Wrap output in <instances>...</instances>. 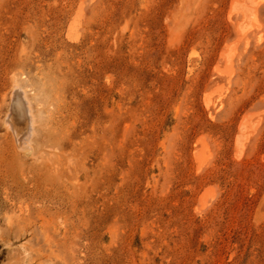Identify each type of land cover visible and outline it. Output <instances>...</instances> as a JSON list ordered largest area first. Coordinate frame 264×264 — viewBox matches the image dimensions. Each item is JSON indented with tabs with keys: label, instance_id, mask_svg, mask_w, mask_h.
<instances>
[{
	"label": "rangeland",
	"instance_id": "rangeland-1",
	"mask_svg": "<svg viewBox=\"0 0 264 264\" xmlns=\"http://www.w3.org/2000/svg\"><path fill=\"white\" fill-rule=\"evenodd\" d=\"M232 1L0 0V264H264V3L240 42Z\"/></svg>",
	"mask_w": 264,
	"mask_h": 264
},
{
	"label": "bare ground",
	"instance_id": "bare-ground-1",
	"mask_svg": "<svg viewBox=\"0 0 264 264\" xmlns=\"http://www.w3.org/2000/svg\"><path fill=\"white\" fill-rule=\"evenodd\" d=\"M264 3V0H233L232 1V5H231V11L230 13L232 14V20H233V24H235V28L234 30H236L235 32L237 33V36L239 39L236 40H244V41H240V42H245L247 41V39L250 37H252L251 35H255L254 31L256 33V29L258 27V18L260 17L259 14L261 13V8ZM260 9V10H259ZM80 12V11H79ZM260 12V13H259ZM230 14V15H231ZM259 16V17H258ZM81 18V17H80ZM76 19V18H75ZM78 19V18H77ZM260 20V18H259ZM76 21V20H75ZM262 22V20H260ZM259 21V24H263ZM81 23V22H80ZM72 24V22H71ZM77 23L73 22L72 25H70V34L74 35L77 32ZM79 25V24H78ZM259 32V31H258ZM78 33V32H77ZM253 33V34H252ZM83 34V33H82ZM259 34V33H258ZM262 35V34H261ZM71 36V35H70ZM69 36V37H70ZM256 36V35H255ZM253 36V37H255ZM77 38L79 37L78 35L76 36ZM76 38V39H77ZM263 38V37H262ZM74 39V37H73ZM75 39V40H76ZM234 39V40H235ZM261 40V39H260ZM229 42V41H228ZM249 42V40H248ZM251 42V41H250ZM253 42V41H252ZM255 42V41H254ZM253 42V43H254ZM228 44V43H227ZM250 44V43H249ZM232 45V43H231ZM234 45V44H233ZM236 45V44H235ZM247 45V43H246ZM245 45V47H246ZM259 45V44H258ZM227 46V45H226ZM249 47V45H247ZM231 47V46H230ZM246 47V48H248ZM226 48V47H225ZM244 48V49H246ZM239 49V48H238ZM224 51L222 52V60L219 61L218 65H217V70L220 72L219 75L224 74L228 77V79L233 78L232 75L234 74L235 68L233 69V67H235L234 65V61L236 59L235 54L237 56L238 53H235V48H227V49H223ZM243 50V49H242ZM240 55V54H239ZM244 55V54H243ZM222 67H224L222 69ZM217 71V72H218ZM216 72V71H215ZM222 75V76H224ZM235 75V74H234ZM233 75V76H234ZM217 77V76H216ZM225 77V76H224ZM227 79V78H226ZM15 90H14V96H13V102L14 104H12V109L10 110V112L8 113V119L10 123V125L13 127V129L15 130V134L17 136V141H18V145L20 147L26 146L28 145V143L30 141H32V136L34 133V122H36L34 119L36 117H34V110L32 108V104L30 101V98L27 96L26 90L24 89L23 85L20 84L19 82H17V80L15 81ZM222 90V89H221ZM227 90V89H226ZM223 91V90H222ZM213 92V91H212ZM219 92V91H218ZM217 93V92H216ZM212 94V93H210ZM221 94V93H220ZM223 94L225 95L224 91ZM212 95L215 96V94L213 93ZM222 95V94H221ZM220 95V96H221ZM212 97V96H211ZM219 98V97H218ZM223 98V97H222ZM210 98H208L209 100ZM221 99V98H220ZM207 100V101H208ZM210 101V100H209ZM214 101V99H213ZM212 101V105H214ZM211 105H209L208 107H210ZM220 107V106H219ZM212 108V107H211ZM209 108V109H211ZM216 108V107H215ZM215 110V109H214ZM213 112V111H212ZM215 112V111H214ZM251 114V113H250ZM246 118V117H245ZM251 119V118H250ZM7 120V119H6ZM248 120V119H247ZM7 123V121H6ZM7 124V125H8ZM258 124V123H257ZM245 125H247L246 121L244 120L241 124V137L239 136L240 140L238 141V153H237V149H236V153L239 155V152H241L244 148V145H246L245 143L247 142L246 140L251 136H249V134L245 133ZM10 127V126H9ZM11 127V128H12ZM251 127V126H250ZM10 128V129H11ZM248 129V128H247ZM246 129V132H247ZM253 129V128H252ZM249 131V130H248ZM255 131V130H254ZM258 132V131H257ZM248 133V132H247ZM251 133V131H250ZM252 134V133H251ZM202 139V138H201ZM246 141V142H245ZM204 142V141H202ZM33 142L29 143L30 146H32ZM25 144V145H24ZM32 144V145H31ZM202 144V143H201ZM203 145V144H202ZM34 146V145H33ZM26 149L28 148L27 146L25 147ZM23 148V149H25ZM32 148V147H31ZM30 148V149H31ZM25 149V150H26ZM28 150V149H27ZM245 150V149H244ZM202 151V150H201ZM203 152V151H202ZM207 152V151H206ZM198 152H196L197 154ZM201 153V152H200ZM197 156V155H196ZM204 156V155H203ZM206 156V155H205ZM239 156H242V152ZM197 159V158H196ZM204 162L207 163V159L204 161V158L202 156H199V161H198V165L199 167H202L204 165ZM210 162V161H209ZM205 163V164H206ZM204 168V167H203ZM202 169V168H201ZM206 193V192H205ZM208 193V191H207ZM206 193V194H207ZM210 196V195H209ZM208 196V197H209ZM206 197V195L204 196ZM202 197V198H204ZM212 197V195H211ZM213 198V197H212ZM201 200V199H200ZM202 202V201H201ZM204 202L206 203L207 201ZM204 203V206H206ZM207 204V203H206ZM200 206V204H199ZM202 206V204H201ZM198 208V207H197Z\"/></svg>",
	"mask_w": 264,
	"mask_h": 264
}]
</instances>
